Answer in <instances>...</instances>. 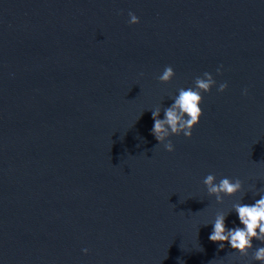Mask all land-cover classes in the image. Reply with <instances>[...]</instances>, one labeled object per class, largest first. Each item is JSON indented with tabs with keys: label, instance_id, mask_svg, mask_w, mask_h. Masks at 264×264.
Wrapping results in <instances>:
<instances>
[{
	"label": "water",
	"instance_id": "1",
	"mask_svg": "<svg viewBox=\"0 0 264 264\" xmlns=\"http://www.w3.org/2000/svg\"><path fill=\"white\" fill-rule=\"evenodd\" d=\"M204 72L167 152L151 111ZM209 173L243 188L218 204ZM260 195L264 0H0V264H259L208 237Z\"/></svg>",
	"mask_w": 264,
	"mask_h": 264
},
{
	"label": "clouds",
	"instance_id": "2",
	"mask_svg": "<svg viewBox=\"0 0 264 264\" xmlns=\"http://www.w3.org/2000/svg\"><path fill=\"white\" fill-rule=\"evenodd\" d=\"M130 25L140 23L139 17L129 12ZM217 74H221L218 68ZM176 73L172 66H166L157 79L162 84L170 83ZM217 82L213 75L204 72L196 76L193 86L188 88L180 87L178 94L172 97L173 103L163 108L164 118H160L161 109L158 107L151 111L154 121L151 134L154 136L157 144L163 145L167 152H173L174 145L170 139L172 136L181 134L188 139L193 135V129L200 123L204 115L201 105L204 103V94L210 93ZM228 88L227 82L220 83L217 91L224 92ZM245 95L247 90H245ZM203 185L210 197H215L218 204L224 203L225 197H232L239 193L243 188V182L239 178L222 177L217 182L214 173H209L203 179ZM233 212L239 219V225L229 228L226 226L227 215L218 212L212 221V231L208 239L217 243L219 249H224L225 243L230 245L233 253H238L239 257H248L251 251V259L264 264V195H260L254 203L247 204L236 202L233 204ZM207 226V225H204ZM253 240L259 241L262 246H254ZM87 254L88 249L82 250Z\"/></svg>",
	"mask_w": 264,
	"mask_h": 264
}]
</instances>
